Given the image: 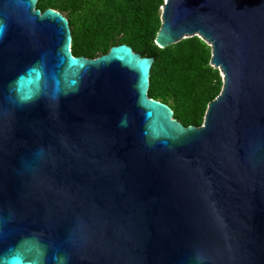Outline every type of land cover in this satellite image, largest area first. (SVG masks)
I'll return each mask as SVG.
<instances>
[{
    "label": "water",
    "instance_id": "obj_1",
    "mask_svg": "<svg viewBox=\"0 0 264 264\" xmlns=\"http://www.w3.org/2000/svg\"><path fill=\"white\" fill-rule=\"evenodd\" d=\"M36 4L0 0V264H264V0L165 1L156 45L200 37L223 80L200 127Z\"/></svg>",
    "mask_w": 264,
    "mask_h": 264
},
{
    "label": "trees",
    "instance_id": "obj_2",
    "mask_svg": "<svg viewBox=\"0 0 264 264\" xmlns=\"http://www.w3.org/2000/svg\"><path fill=\"white\" fill-rule=\"evenodd\" d=\"M166 0H37L68 21L74 58L96 60L111 48L128 45L154 59L148 96L168 106L184 127L202 126L207 108L221 93L223 80L211 66L212 48L198 36L160 48L155 40Z\"/></svg>",
    "mask_w": 264,
    "mask_h": 264
}]
</instances>
